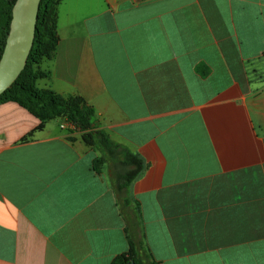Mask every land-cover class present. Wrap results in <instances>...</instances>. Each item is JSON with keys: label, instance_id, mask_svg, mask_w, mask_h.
Returning a JSON list of instances; mask_svg holds the SVG:
<instances>
[{"label": "crops", "instance_id": "crops-1", "mask_svg": "<svg viewBox=\"0 0 264 264\" xmlns=\"http://www.w3.org/2000/svg\"><path fill=\"white\" fill-rule=\"evenodd\" d=\"M36 81L144 161L118 210L65 117L0 103V264H264V0H60ZM138 222V223H137Z\"/></svg>", "mask_w": 264, "mask_h": 264}, {"label": "trees", "instance_id": "trees-1", "mask_svg": "<svg viewBox=\"0 0 264 264\" xmlns=\"http://www.w3.org/2000/svg\"><path fill=\"white\" fill-rule=\"evenodd\" d=\"M14 1L0 0V56L9 30ZM59 1L40 0L33 44L26 64L11 86L0 94V103H17L38 118L41 124L52 118L65 117L74 130L81 132L84 142L96 152L92 168L98 174L107 175L120 213L124 215L130 210L137 221L139 203L131 199L129 188L144 169L143 159L111 140L99 128L93 107L81 97L62 96L49 88L41 89L36 86L38 79L48 75V71L42 69L40 63L52 56L58 42L56 7ZM127 239L129 249L115 256L110 264H159L141 240H133L129 234Z\"/></svg>", "mask_w": 264, "mask_h": 264}, {"label": "water", "instance_id": "water-1", "mask_svg": "<svg viewBox=\"0 0 264 264\" xmlns=\"http://www.w3.org/2000/svg\"><path fill=\"white\" fill-rule=\"evenodd\" d=\"M40 0H15L0 56V94L15 81L33 44ZM130 264H134L131 262Z\"/></svg>", "mask_w": 264, "mask_h": 264}, {"label": "built area", "instance_id": "built-area-1", "mask_svg": "<svg viewBox=\"0 0 264 264\" xmlns=\"http://www.w3.org/2000/svg\"><path fill=\"white\" fill-rule=\"evenodd\" d=\"M69 123V122H68ZM70 124V123H69ZM71 125V124H70Z\"/></svg>", "mask_w": 264, "mask_h": 264}]
</instances>
